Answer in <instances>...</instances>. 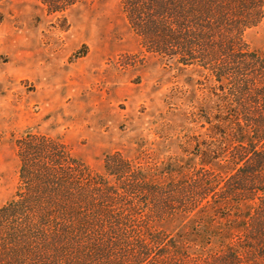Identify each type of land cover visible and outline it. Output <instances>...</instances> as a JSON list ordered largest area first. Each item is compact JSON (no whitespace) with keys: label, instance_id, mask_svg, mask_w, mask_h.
I'll list each match as a JSON object with an SVG mask.
<instances>
[{"label":"rangeland","instance_id":"obj_1","mask_svg":"<svg viewBox=\"0 0 264 264\" xmlns=\"http://www.w3.org/2000/svg\"><path fill=\"white\" fill-rule=\"evenodd\" d=\"M133 3L0 0V207L21 186L25 165L33 184L47 177L74 185L75 194L93 201L90 210L132 209L146 217L179 248L169 264H252L264 256L260 248L245 249L249 237L264 246L263 232L247 233L256 228L246 217L252 205H235L231 197L226 207L189 212L204 192L202 182L215 194L221 185L215 172L205 179L209 172L194 155L215 149L217 35L204 48L189 24L187 39L198 44L192 57L180 48L155 53L159 39H141L132 28ZM240 39L244 52L264 56V7ZM259 102L254 114H264V97ZM168 163L182 170L159 175ZM138 174L148 182L137 181ZM54 196L63 198L57 189ZM100 198L122 204L107 207ZM174 209L182 213L159 217ZM254 217L264 223L263 213ZM236 252L241 262L233 260Z\"/></svg>","mask_w":264,"mask_h":264},{"label":"trees","instance_id":"obj_2","mask_svg":"<svg viewBox=\"0 0 264 264\" xmlns=\"http://www.w3.org/2000/svg\"><path fill=\"white\" fill-rule=\"evenodd\" d=\"M130 7L132 28L141 39H159L152 47L158 54L170 47L183 49L184 58L192 57L198 44L187 39L189 24L199 31V46L204 48L217 35L215 149L205 146L194 155L199 157V169L209 172L205 179L215 172L216 184L221 185L215 194L211 183L202 182L204 192L189 212L198 213L213 204L226 207L225 201L234 197L235 205H252V213L246 217L256 228L250 227L247 233L261 236L264 223L256 224L254 215L262 218L264 214V177L255 182L256 176H264V114L251 111L264 97L256 89L257 85L264 87V56L244 52L240 36L257 23L264 0H134ZM181 170L179 163H168L161 164L158 173L173 175ZM20 171L21 186L0 207V264H169L180 254L172 251L179 248L171 246L170 235L157 231L134 210L121 212L101 206L90 210L86 206L93 201L75 194L74 185L63 187L61 181L47 177L33 184L25 165ZM136 180L147 183L149 178L138 174ZM256 183L263 187H252ZM55 189L63 198L54 196ZM100 200L107 207L122 204L117 198ZM180 209L159 217L177 215L182 213ZM138 222L139 226L131 225ZM247 241L252 245L245 249L251 254L264 250L262 244L256 245V238ZM234 255L237 262L244 257L240 252ZM261 262L263 255L255 256L251 263Z\"/></svg>","mask_w":264,"mask_h":264}]
</instances>
